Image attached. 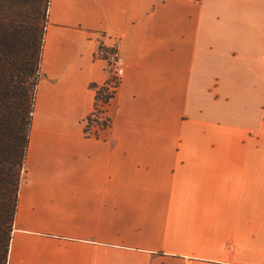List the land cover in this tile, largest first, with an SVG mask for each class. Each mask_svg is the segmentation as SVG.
Segmentation results:
<instances>
[{"label":"crops","instance_id":"1","mask_svg":"<svg viewBox=\"0 0 264 264\" xmlns=\"http://www.w3.org/2000/svg\"><path fill=\"white\" fill-rule=\"evenodd\" d=\"M39 74L7 264H264V0H49Z\"/></svg>","mask_w":264,"mask_h":264},{"label":"trees","instance_id":"2","mask_svg":"<svg viewBox=\"0 0 264 264\" xmlns=\"http://www.w3.org/2000/svg\"><path fill=\"white\" fill-rule=\"evenodd\" d=\"M48 4L0 0V264L7 262L24 172Z\"/></svg>","mask_w":264,"mask_h":264},{"label":"built area","instance_id":"3","mask_svg":"<svg viewBox=\"0 0 264 264\" xmlns=\"http://www.w3.org/2000/svg\"><path fill=\"white\" fill-rule=\"evenodd\" d=\"M100 57L105 61V80L103 84L91 87L94 92L92 109L82 121L86 137H96L101 129L110 127V104L123 74L124 60L116 50H103Z\"/></svg>","mask_w":264,"mask_h":264},{"label":"rangeland","instance_id":"4","mask_svg":"<svg viewBox=\"0 0 264 264\" xmlns=\"http://www.w3.org/2000/svg\"><path fill=\"white\" fill-rule=\"evenodd\" d=\"M26 25H27V24H23L24 27H27ZM23 26H22V27H23ZM21 178H22V176H21ZM10 235H11V234H10ZM9 244H10V241H9ZM8 248H9V246H8ZM5 264H7V263L5 262Z\"/></svg>","mask_w":264,"mask_h":264}]
</instances>
